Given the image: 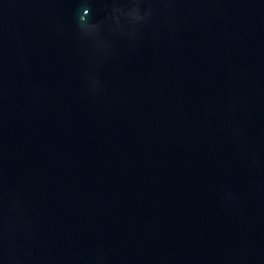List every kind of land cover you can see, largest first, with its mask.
I'll list each match as a JSON object with an SVG mask.
<instances>
[{"label": "water", "instance_id": "water-1", "mask_svg": "<svg viewBox=\"0 0 264 264\" xmlns=\"http://www.w3.org/2000/svg\"><path fill=\"white\" fill-rule=\"evenodd\" d=\"M0 264H264V0H0Z\"/></svg>", "mask_w": 264, "mask_h": 264}]
</instances>
